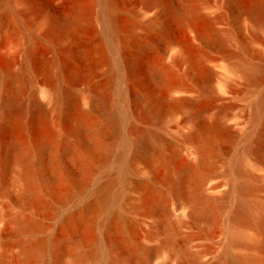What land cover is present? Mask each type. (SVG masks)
Masks as SVG:
<instances>
[{
  "label": "bare ground",
  "instance_id": "6f19581e",
  "mask_svg": "<svg viewBox=\"0 0 264 264\" xmlns=\"http://www.w3.org/2000/svg\"><path fill=\"white\" fill-rule=\"evenodd\" d=\"M199 95L244 97L249 114L229 124L222 106L208 119L193 109ZM183 109L192 129L169 136ZM245 158L264 165V0H0V192L17 191L8 235L21 261L149 264L142 238L164 230L171 244L166 219L191 202L207 223L229 209L218 264H242L234 246L264 249L243 231L264 235V201L249 198L262 184ZM218 164L225 179L206 187Z\"/></svg>",
  "mask_w": 264,
  "mask_h": 264
},
{
  "label": "rangeland",
  "instance_id": "374dc122",
  "mask_svg": "<svg viewBox=\"0 0 264 264\" xmlns=\"http://www.w3.org/2000/svg\"><path fill=\"white\" fill-rule=\"evenodd\" d=\"M49 1L53 2V0ZM61 6V3L56 4L57 8H60ZM223 24H226V21H224ZM177 35L182 37L184 34L178 31ZM206 50L210 56L209 59L211 63H213L214 57L217 53L216 50H212L210 48H206ZM222 106H224V114L229 124L242 122L249 114L248 100L241 96H235L224 103V101L218 100L215 97L209 98L199 95L193 109L206 110V117L210 119L217 113L218 110H220ZM189 112V109L180 110L168 122L170 130L169 136H172L181 126L185 133L192 129V124L194 121L189 118L184 121V119L188 117ZM181 123L184 124L181 125ZM195 148L196 144L194 141L185 142L181 148L182 155H186L188 151H194ZM235 148L233 139L226 137L223 139V141H221L219 149H221L220 153H222V155L226 156L227 158L229 155L233 154ZM192 156L193 159L196 160L194 154H192ZM244 168L248 175L253 174L254 176H258V178H260L259 184H262V187H257L252 192V194H250L249 198L261 199L264 201V178H261V176L264 175V165L259 166L257 169H253V167L250 166L247 159L245 158ZM101 179L102 176L96 179L91 185V188H93V186H95L97 183L101 182ZM223 179H225L224 168L223 165L218 164V169L216 168V170L207 177L206 187L216 184ZM160 189H165V187L161 186ZM220 192L221 191H218L214 194L210 193V191H207L208 194L213 195H221ZM132 195L136 199L138 198L139 193L133 192ZM16 196L17 191L14 187H11L8 193L0 192V264H26L31 262L21 261L22 246L15 242L13 238L8 235V232L12 228V226L9 224V219L19 210L18 206L14 202ZM88 197V193H82L71 203H69L70 205L68 207L72 208L74 206L80 205L81 202ZM174 201L181 203L182 199L177 198ZM189 209L190 210L188 213L178 212L177 214H173L168 219H166L170 223H175L172 224L175 225L174 227H172V225L169 226L175 235L171 244H164L162 246V241L165 234L164 230H160L159 235L154 239L150 240L142 238V243L154 249V256L149 264H218L219 259L224 256L226 232L225 228H223V223L230 216L229 209L224 210L222 215L216 218V220H213L214 223H212V221L211 223L205 222V220L201 218L200 213H198L200 211L195 210L192 207L191 202H189ZM154 219L157 222L164 220L163 213H157L154 216ZM45 221L49 225L56 224V219H52L50 217H45ZM149 229L150 226H147L146 231ZM243 231L249 241L264 237V235L260 233L259 228L253 224L245 226ZM25 238L29 240L31 235H26ZM133 243L137 246L136 242L133 241ZM231 253L243 256L244 260L242 264H264V249L259 246L253 244L237 245L231 249ZM73 255L74 253L68 254L66 256V261H62V264H100L99 261L94 259H90L88 261H73ZM39 262V264H45V261ZM134 262L136 264H141L139 257H136ZM220 264H226V262L224 263L223 261Z\"/></svg>",
  "mask_w": 264,
  "mask_h": 264
}]
</instances>
